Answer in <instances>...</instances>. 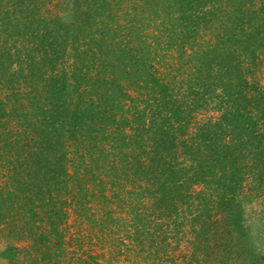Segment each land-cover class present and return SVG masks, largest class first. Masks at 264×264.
Returning <instances> with one entry per match:
<instances>
[{"label": "trees", "instance_id": "1", "mask_svg": "<svg viewBox=\"0 0 264 264\" xmlns=\"http://www.w3.org/2000/svg\"><path fill=\"white\" fill-rule=\"evenodd\" d=\"M70 1L68 14L77 19L59 21L42 13L45 0H0V159L12 165L9 177L31 201L32 215L36 206L45 209L56 238L39 234L36 242L61 245L67 204L98 199L100 210L87 207L86 216L131 228L150 258L182 238L193 248L191 259L181 254L186 264L255 255L235 243L233 231L240 229V239L246 227L242 201L253 194L245 180L254 174L264 187L263 151L255 152L256 164L240 158L264 143V119L257 118L264 86L245 76L264 38L256 0H91L90 9L87 0ZM150 26L155 33L145 31ZM75 55L81 66L70 77L44 72ZM167 56L166 71L151 64ZM116 62L124 79L128 67L135 71L140 99L130 100L144 101L153 127L132 124L141 122V111L133 120L118 117L116 103L130 94L109 80ZM215 99L224 113L199 122L204 104ZM25 103L32 133L1 130L3 118L19 116ZM119 109L129 113L133 106L122 102ZM108 169L111 187H103Z\"/></svg>", "mask_w": 264, "mask_h": 264}, {"label": "rangeland", "instance_id": "2", "mask_svg": "<svg viewBox=\"0 0 264 264\" xmlns=\"http://www.w3.org/2000/svg\"><path fill=\"white\" fill-rule=\"evenodd\" d=\"M69 1L70 0H45V3L42 5V13L48 17L53 16L59 21L67 20V18H69L68 15H71L69 19L73 18V20H75L77 18L76 16L74 17V14H68V12L73 9V1ZM251 1L254 0H250V2ZM91 2V0L84 2V8L86 7V9H90V5L92 4ZM255 2L256 3L253 6L255 9L254 16H260L263 18L264 1L261 2V0H256ZM131 3L132 2L127 1L126 4L128 5ZM141 13L143 12L140 11L138 15L140 16ZM254 16L253 20H256ZM139 20L135 21V23L138 26H141L143 19ZM138 22H140V24ZM129 29H131V27ZM145 31L155 33L152 26L147 27ZM261 37H258L259 45L257 44L258 48L256 50V58H253L252 61L250 60V71L252 72H249V74L247 73V75L245 73V76H247L249 81H254L259 85L264 86V38ZM151 39L152 37H149L147 38V41L150 42ZM155 45H153V47H155ZM229 52V55H236V53H231V51ZM156 54L157 57L160 58V53ZM76 55L74 57H66L65 59L61 58L58 65L53 64L52 62L48 63V68H46L48 71L44 72L48 76H51V74H58L61 78L70 77L73 69L75 71L77 67L79 68L81 66V64L76 61ZM158 60L153 61L151 64L154 66H160L163 72L166 71L168 62L169 60L171 61L169 56H167L165 60L160 59L159 62ZM79 64L80 66H78ZM118 64L119 63L116 62L115 67L109 69V80H111L110 82L115 81L123 84V88L124 86L126 87V90H124L130 94V97H124L122 95L120 100L116 103V110H119L118 117H121L122 119H124L123 117H128L133 120L135 112L139 113V111H141L143 113L141 115L143 118L141 122L137 123V121H134L132 124H140L142 125L141 127L147 128L153 127L152 112L149 108H147L144 101H137V104H135L130 100L131 97L140 99V92L136 88V83H134L136 80L134 75L135 71H133L131 66L128 67V69H132V72H130L127 78L124 79V77L120 75V70L117 69L118 72L115 70L116 65ZM243 69L245 72H248L245 66ZM110 74L111 76H109ZM69 82H73V80L70 78ZM66 84H68V82ZM21 86L25 87L24 84H21ZM142 90L146 91L145 88H142ZM94 97L97 100H101L100 96L97 94H95ZM218 101L220 100L215 99L208 101L207 104H204L203 111H201L198 115V118L200 119L199 122H207L210 120L215 121L222 113H224L225 107L219 105L220 103H217ZM122 102H126L128 105L133 106V110L126 113L125 111L119 109V104ZM135 105L139 108V110L134 108ZM18 108H20L18 111L20 115L17 117L12 115V118H9V116L3 118L1 130L12 129L16 133L23 131L21 135L26 133L31 134L34 127V120L26 119L23 116V112H32L31 106L26 103L24 105L18 104ZM263 115L264 113L257 114V118L260 120L264 119L262 118ZM132 124L128 125L126 128L127 131H132V128L130 127ZM188 130L189 134L195 132L194 124L193 126L190 125ZM226 135L225 139L230 141L231 135L229 133ZM253 150L254 152L249 151V149H244L243 152H241L240 158H244V164H249L250 161L256 164L254 159L257 158V155H255V152L259 155L260 152L263 151L264 156V143L263 147L256 146ZM105 158L107 159V157H99L101 160L100 162L103 163ZM100 162L98 161V163ZM99 165H101V163ZM11 166L12 165L9 164L5 158L0 159V264H186V261H184V257L182 258L181 254L186 255L187 259H191L189 254L193 248L192 244L187 241L186 238H182L181 243H179L177 247H175L172 242V245L168 248V252L163 251L158 254L160 257L157 256L150 258L145 251L146 249H144L146 246L141 244V241L138 239L139 235L136 237L131 228L127 231L124 225L109 222L104 218L103 221H94L91 218L89 219L88 216H86L85 208L90 207L98 212L101 208V204H103L99 202L98 199H91L92 201L90 200L86 203H84L81 199H79L77 203H75V201L71 203L68 202L69 204L66 206L67 215L64 217L63 222H61L58 226V229L62 232L60 234L61 245L58 244V241L53 244H48L49 241L37 243L36 238L39 237V234L41 235L46 233L48 235H45L44 238L50 236L52 239L56 238V236L51 233L52 228L50 223L47 221L44 208L36 206L34 211L35 214L34 216L32 215L29 209L32 206L31 201L29 202L27 201V198L23 197V190H21L18 181L9 177L11 174ZM101 172L103 171L101 170ZM104 172L105 173H102L105 174L103 176L104 180L108 181L110 177L113 178L111 174L112 171L110 169H108V172L107 170ZM252 177H254V174L249 175L248 179L245 180V183L247 187L250 185L253 195L250 197L244 196L242 201V205L244 207L243 222L246 226L242 231L244 232V235L240 239L237 238V231H239L240 234V229L233 231V235L237 236L235 237V243L247 246L245 249L255 254L249 256H254V258H249L248 255H246L248 256L246 258L245 255H242L235 256L233 259L225 260L221 257L219 261L215 262L213 260L211 264H264V187L259 185L257 180L253 181ZM103 184V187H109L111 182L108 181ZM108 193L111 194L109 190H107V194ZM78 198L82 197L78 196ZM20 212H22L23 215L21 213L20 216ZM100 213H103V211ZM24 215H26V217ZM126 215L128 214L125 212L115 213L116 217H126ZM28 226H32V228L29 229ZM153 252L157 253L156 251Z\"/></svg>", "mask_w": 264, "mask_h": 264}]
</instances>
